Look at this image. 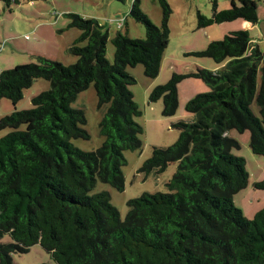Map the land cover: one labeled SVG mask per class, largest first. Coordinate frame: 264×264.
<instances>
[{"label": "trees", "instance_id": "16d2710c", "mask_svg": "<svg viewBox=\"0 0 264 264\" xmlns=\"http://www.w3.org/2000/svg\"><path fill=\"white\" fill-rule=\"evenodd\" d=\"M157 1L160 25L132 1L129 16L144 26L145 37L130 38L119 27L110 39L113 62L106 58L108 33L97 19L69 12L67 28L80 31L67 47L76 62L65 66L37 55L35 62L0 71V100L13 105L36 79L49 82L31 98L32 108L0 118V131L9 130L0 137V264H13V254L35 244L50 253L53 264H264V208L247 218L235 205L249 174L245 159L232 153L239 141L227 134L248 130L250 150L264 156V53L247 30L186 53L225 62L220 69L173 73L149 92L148 101L160 99L161 114L169 117L182 79L209 87L186 102L191 120L171 124L178 130L175 142L153 146L137 170L158 175L175 162L166 191L128 199L123 219L108 191L91 193L97 182L123 191L124 152L142 146L143 128L135 121L141 110L129 88L136 80L126 69L141 64L149 78L159 72L171 9L166 0ZM210 3V15L197 11V28L257 22L255 0H229L227 9ZM90 84L106 110L98 123L101 145L85 151L72 143L90 138L85 112L71 104ZM253 186L264 188V180Z\"/></svg>", "mask_w": 264, "mask_h": 264}, {"label": "rangeland", "instance_id": "374dc122", "mask_svg": "<svg viewBox=\"0 0 264 264\" xmlns=\"http://www.w3.org/2000/svg\"><path fill=\"white\" fill-rule=\"evenodd\" d=\"M133 0H19L18 4L0 0V71L14 68L18 65L36 61L37 55H42L68 66L76 62V57L67 52V47L80 35L76 28H67L68 17L66 13H78L83 16L97 19L108 33L106 45V58L113 62L114 48L110 39L117 30L127 33L130 38H144L145 28L129 16ZM140 10L155 24L161 23V7L157 0H138ZM171 9L168 21L170 30L169 41L164 50L158 74L154 78L146 77L143 66L137 64L127 67L136 84L129 88L133 98L139 105L141 115L135 121L143 128L139 136L142 146L136 151H125L127 164L122 167L124 175V190L118 191L109 184L97 182L91 193L102 190L108 191L111 203L117 208L123 219L127 213L126 202L130 198L140 196L145 192H165V183L176 170V163H170L161 174L144 176L137 172L141 164L150 156L153 146H169L178 137V130L171 124L178 120H191L193 114L185 111V104L195 95L209 91V87L199 79L186 77L177 85L178 106L173 116L164 117L161 114L162 101H148L150 90L167 82L173 73L187 74L196 66L213 70L220 66L210 58L187 55L190 50H202L211 41L222 40L230 31L242 30L239 23L241 19L230 22L214 24L206 28H197V11L210 15V0H166ZM219 9L229 8V0H216ZM259 4V0H256ZM245 30V29H244ZM250 31H248L249 33ZM253 37L252 31L249 33ZM84 44V43H83ZM264 53V41L260 44ZM49 88V82L36 79L33 84L24 90L23 97L15 105L8 99L0 100V118L9 115L12 111L32 108L31 98ZM71 107L81 108L85 112L86 123L83 126L90 138L73 139L72 143L85 151H91L101 145L103 137L100 136L98 123L106 110V105L98 106V100L93 84L81 91ZM252 111L257 115L258 107L255 102L251 105ZM9 130H1L0 137ZM229 135L240 143L239 149L232 153L242 156L246 162L249 174L246 188L235 194V205H246L244 216L248 217L250 210L256 213L264 208V188H255L254 182L264 180V156L253 154L249 147V131L242 133L230 130ZM241 208V207H240ZM253 218V217H252ZM6 237L5 240H7ZM13 264H42L54 263L50 253L39 244H35L30 251L23 254L12 255Z\"/></svg>", "mask_w": 264, "mask_h": 264}, {"label": "crops", "instance_id": "0c3cea01", "mask_svg": "<svg viewBox=\"0 0 264 264\" xmlns=\"http://www.w3.org/2000/svg\"><path fill=\"white\" fill-rule=\"evenodd\" d=\"M256 1V0H255ZM259 4H257V22L255 24H251L250 22L248 21H242L243 23H239V26H240V29H245L247 31H252L253 37H250L251 38V42H253L254 44H257L258 47L260 48V43L262 41H264V0H259ZM88 17V16H86ZM242 20V19H241ZM249 32V33H250ZM250 35V34H249ZM225 64V62L221 63L220 66H216V67H212L211 69L213 70H218L220 69L223 65ZM151 91V90H150ZM229 135V133H227ZM230 136V135H229ZM232 137V136H231ZM234 138V137H233ZM236 139V138H235ZM259 182V181H257ZM255 183V182H254ZM240 192V191H239ZM247 192V191H246ZM246 192L244 193L245 194V199H243V202H245V205L243 203V205H241L239 208L242 210L243 214L245 212V206L248 207L246 205ZM235 203V202H234ZM238 207V206H237ZM255 212L254 210H250L249 212V216L250 215H253L254 216ZM252 216V217H253ZM251 217V218H252Z\"/></svg>", "mask_w": 264, "mask_h": 264}]
</instances>
